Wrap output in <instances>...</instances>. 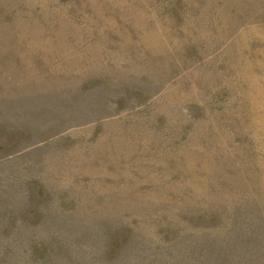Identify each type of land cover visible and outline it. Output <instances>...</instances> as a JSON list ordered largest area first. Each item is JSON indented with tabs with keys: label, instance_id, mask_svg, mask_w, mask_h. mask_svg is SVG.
Instances as JSON below:
<instances>
[{
	"label": "rangeland",
	"instance_id": "374dc122",
	"mask_svg": "<svg viewBox=\"0 0 264 264\" xmlns=\"http://www.w3.org/2000/svg\"><path fill=\"white\" fill-rule=\"evenodd\" d=\"M0 264H264V0H0Z\"/></svg>",
	"mask_w": 264,
	"mask_h": 264
}]
</instances>
